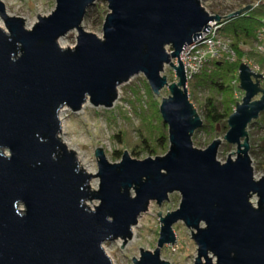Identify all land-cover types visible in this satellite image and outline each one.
<instances>
[{"label": "water", "instance_id": "95a60500", "mask_svg": "<svg viewBox=\"0 0 264 264\" xmlns=\"http://www.w3.org/2000/svg\"><path fill=\"white\" fill-rule=\"evenodd\" d=\"M54 1V10L38 15L29 30L0 1V264H112L103 244L125 246L150 203L160 207L174 193L180 203L164 217L158 213L155 250L140 248L133 264H169L160 251L175 245L172 227L179 222L197 247L193 264H264V177L254 178L247 132L264 113V77L239 66L244 96L223 138L236 151L220 163V140L205 150L193 147L203 122L180 61L209 23L253 6L220 17L206 12L204 0H104L108 13L98 38L82 28L96 0ZM72 31L75 46L61 48L58 41ZM165 67L176 82L162 76ZM138 75L154 96L169 93L158 110L167 153L138 161L125 150L111 164L97 149V174L85 173L58 137L60 110L76 114L86 102L111 109L118 89ZM91 201L98 202L93 209L86 205Z\"/></svg>", "mask_w": 264, "mask_h": 264}, {"label": "rangeland", "instance_id": "374dc122", "mask_svg": "<svg viewBox=\"0 0 264 264\" xmlns=\"http://www.w3.org/2000/svg\"><path fill=\"white\" fill-rule=\"evenodd\" d=\"M0 1L5 6L6 14L10 17L23 19L25 28L28 30L37 22L38 15L42 17L48 16L55 8L54 0ZM263 3L264 0H206L203 5L206 11L212 14L216 6L227 8L223 12L227 13L232 9H236L235 12L240 10L238 7L243 4L245 5L242 8ZM89 10H91L89 17L84 19L82 28L84 31L101 38L103 21L108 13L107 5L104 0H96L95 5ZM0 26L5 31L1 18ZM76 36L77 33L75 31L68 33L58 41L59 46L63 49L73 48L76 44ZM262 43L264 44V41ZM260 55L255 58L258 62L257 66L250 61L246 63H251L256 67L259 66L261 70L259 69L260 73L257 74H261L264 77V53ZM211 64L207 65L204 70L211 71L213 69ZM236 73H238V70ZM162 76L167 78L168 83L176 82L173 72L168 67H165ZM228 83L229 81H227ZM263 83L264 78L261 81L262 88H264ZM188 84L189 82L187 87L191 103L204 123L203 109L201 107L204 101L212 97L217 102H222L225 100V96L207 89L192 91L189 89ZM237 88L239 89V84ZM235 93L234 89L231 93L233 101L231 109L233 112L236 103H240L242 100L236 99ZM168 96L169 93L166 89L159 96H154L143 76L138 75L118 89V99L111 109L94 108L89 102H86L81 111L76 114H72L67 108L61 109L59 118L62 119V123L58 137L60 140L66 141L74 153L79 154L82 163L91 172V175L97 174V164L94 156L97 149H102L107 161L111 164L120 162L125 150L132 159L138 161L162 157L169 148L168 130L166 126L165 131L162 130L160 114L158 117L154 115V107L157 105L159 110L161 99ZM227 131V125L226 128L219 126L214 130H211V128L207 130L200 129L192 138L193 147L205 150L214 140H220L221 145L216 158L220 163H224L228 155H232L236 151V146L229 145L223 140ZM247 132L249 145L250 147L253 145L255 153L258 154L260 147L264 148V120L261 119V116L248 127ZM161 136L167 138V144L159 145L155 142ZM249 156L252 162L254 178L264 177V172L261 169V158L259 159L256 155L249 154ZM89 185L94 188V191L98 190L99 180L94 178ZM251 201L254 203L255 198H252ZM179 203L180 195L178 193L170 195L168 202L163 203L160 207L155 202L150 203L148 211L138 218L137 225L133 228L132 239L125 246L120 240L104 243L103 249L112 264H133V258L135 260L139 259L140 248L144 251L153 252L156 248L160 231L158 213L161 212L162 217H164L167 213L175 211ZM97 204V201L86 202L90 209H93ZM172 230L176 243L173 246H164L160 251V259L169 264H193L197 255V247L191 238V231L181 222L173 225ZM122 246L123 248H121Z\"/></svg>", "mask_w": 264, "mask_h": 264}, {"label": "trees", "instance_id": "16d2710c", "mask_svg": "<svg viewBox=\"0 0 264 264\" xmlns=\"http://www.w3.org/2000/svg\"><path fill=\"white\" fill-rule=\"evenodd\" d=\"M243 4L242 6H244ZM242 6L238 9H242ZM227 8H221L216 6L212 14L220 17H225L228 14L235 12L236 9H232L227 13H223ZM91 10H88L85 18L89 17ZM264 24V3L254 6L252 10L243 14L240 17L222 22L220 28L221 35L230 40V47L234 51L236 58L233 62H213L211 64L212 70H203L198 76H195L188 84L189 89L193 90H211L225 96V100L217 102L214 98H207L203 105L204 123L201 130H211L222 127L226 128L227 120L233 113L231 109L233 101L231 99V93L234 88L232 86V80L237 72L239 66L247 61L256 65L258 62L256 57L261 56L257 50V32L262 28ZM259 67V66H258ZM260 69V67H259ZM261 70V69H260ZM227 81L229 83L227 84ZM264 86V83H263ZM146 88V87H145ZM147 89V88H146ZM190 98V97H189ZM191 102V98L189 99ZM154 115L159 116L157 105L154 107ZM264 120V113L260 115ZM162 130L165 131V125L161 121ZM159 145L167 144V138L161 136L155 140ZM258 148V147H257ZM255 147L252 145L249 150V154L261 158L262 171L264 172V148L260 147V152L255 153ZM150 150V148H149ZM135 155V153H133ZM259 161V160H258Z\"/></svg>", "mask_w": 264, "mask_h": 264}, {"label": "built area", "instance_id": "2783aa9c", "mask_svg": "<svg viewBox=\"0 0 264 264\" xmlns=\"http://www.w3.org/2000/svg\"><path fill=\"white\" fill-rule=\"evenodd\" d=\"M205 1L206 0L201 1V5L204 9L205 7L203 4ZM208 14L211 16L214 15L210 13ZM208 26L210 27L208 33L202 32L201 38L193 41L191 45L186 46L180 54V61L184 68L187 83L190 82L195 76H198L210 63L218 61L233 62L236 58L234 51L230 47V40L224 38L221 35L220 28L222 26V22H211ZM263 41L264 24L257 32L256 50L260 54L264 53V44L262 43ZM167 51L170 52V49L167 48ZM244 63L249 66L252 72L260 73L258 67L252 65L251 63ZM174 64H176L175 61ZM231 84L236 91L235 98L238 100L242 99L244 94L237 88V85L239 84L238 73H235Z\"/></svg>", "mask_w": 264, "mask_h": 264}, {"label": "bare ground", "instance_id": "6f19581e", "mask_svg": "<svg viewBox=\"0 0 264 264\" xmlns=\"http://www.w3.org/2000/svg\"><path fill=\"white\" fill-rule=\"evenodd\" d=\"M0 28H1V26H0ZM60 119V122L62 123V119L61 118H59ZM61 142H62V144H64L65 145V147L69 150V151H73L71 148H70V146H69V144L66 142V141H63V140H60ZM76 154V158H77V161H78V164H79V168L81 169V170H84V172L85 173H87V174H91V172L84 166V164L82 163V160H81V158H80V156H79V154L78 153H75ZM90 186V185H89ZM90 189L91 190H94V188L91 186L90 187ZM132 235H133V230H132ZM132 239V238H131Z\"/></svg>", "mask_w": 264, "mask_h": 264}]
</instances>
